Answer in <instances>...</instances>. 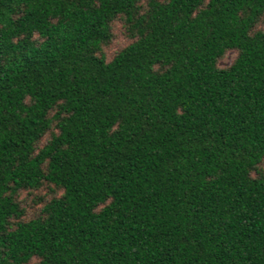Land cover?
Returning <instances> with one entry per match:
<instances>
[{
	"label": "trees",
	"instance_id": "trees-1",
	"mask_svg": "<svg viewBox=\"0 0 264 264\" xmlns=\"http://www.w3.org/2000/svg\"><path fill=\"white\" fill-rule=\"evenodd\" d=\"M263 21L264 0H0V264H264Z\"/></svg>",
	"mask_w": 264,
	"mask_h": 264
},
{
	"label": "rangeland",
	"instance_id": "rangeland-1",
	"mask_svg": "<svg viewBox=\"0 0 264 264\" xmlns=\"http://www.w3.org/2000/svg\"><path fill=\"white\" fill-rule=\"evenodd\" d=\"M261 26L264 27V21L261 23ZM113 32H114V38L112 40V43L105 48V53L107 58H110L118 49H120L122 46H124L126 43H128L129 38L124 33V29L122 26V23L120 21H115L113 25ZM236 55V51L229 50L225 53V55L219 60L220 66H226L231 63L233 58ZM260 168L262 171H264V160L260 164ZM47 189L42 188L39 190V194L45 195ZM20 197L24 200V202L27 204L28 212L29 214L32 213L36 207L39 206V204H36V200L32 198V195L28 194L27 191H24L20 194Z\"/></svg>",
	"mask_w": 264,
	"mask_h": 264
}]
</instances>
